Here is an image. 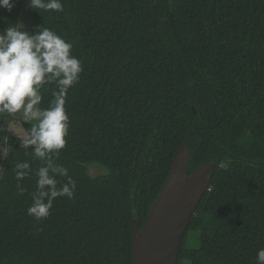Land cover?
<instances>
[{
  "label": "trees",
  "instance_id": "obj_1",
  "mask_svg": "<svg viewBox=\"0 0 264 264\" xmlns=\"http://www.w3.org/2000/svg\"><path fill=\"white\" fill-rule=\"evenodd\" d=\"M21 2L11 12L0 8V28L16 24ZM61 2L63 12L28 7L27 32L52 29L82 62L66 96L67 143L54 156L68 169L56 176L57 187L71 177L75 189L71 199L53 200L47 218L29 215L42 164L20 146L23 137L9 135L0 157V264H131L132 220L142 227L184 139L192 152L187 174L210 161L215 170L177 264H257L264 248V0ZM55 90L42 88L40 107ZM24 161L32 171L17 181L15 165ZM93 163L107 172L91 175ZM188 231H196V247L184 244Z\"/></svg>",
  "mask_w": 264,
  "mask_h": 264
},
{
  "label": "clouds",
  "instance_id": "obj_2",
  "mask_svg": "<svg viewBox=\"0 0 264 264\" xmlns=\"http://www.w3.org/2000/svg\"><path fill=\"white\" fill-rule=\"evenodd\" d=\"M31 9L45 12H63L61 0H28ZM15 0H0V8L11 12ZM40 14V13H39ZM23 22L10 25L0 32V115L19 114L24 123H31L25 131L21 145L31 148L34 160L42 164L36 172V191L33 203L27 209L37 219L47 218L53 200L60 196L72 198L75 181L68 177L67 183L57 187L56 176H68V169L55 162L54 156L67 143L69 116L65 103L69 89L78 83L83 71L82 62L72 55V45L50 28L34 30L29 35ZM55 84L54 99L46 108L40 107L42 88ZM11 129L0 128V132ZM6 140V138H5ZM0 157L7 152L0 150ZM31 163L15 165V178L20 181L29 176ZM17 187L21 194L25 191ZM257 264H264V248L257 251Z\"/></svg>",
  "mask_w": 264,
  "mask_h": 264
},
{
  "label": "water",
  "instance_id": "obj_3",
  "mask_svg": "<svg viewBox=\"0 0 264 264\" xmlns=\"http://www.w3.org/2000/svg\"><path fill=\"white\" fill-rule=\"evenodd\" d=\"M191 155L184 139L142 227L138 219L132 220L131 264H177L181 239L215 170V162L210 161L187 174Z\"/></svg>",
  "mask_w": 264,
  "mask_h": 264
},
{
  "label": "rangeland",
  "instance_id": "obj_4",
  "mask_svg": "<svg viewBox=\"0 0 264 264\" xmlns=\"http://www.w3.org/2000/svg\"><path fill=\"white\" fill-rule=\"evenodd\" d=\"M21 3L22 4H21V7L19 8L16 23L23 22V24L25 25L24 30L27 31L30 26V22H31V16L28 12V7H29L28 0H22ZM10 25L11 24H7L4 27L2 26L0 28V32H2L3 29L7 28ZM0 128L11 129V131L0 132V150L6 151V152H8L9 150V147L6 143L7 137L9 135H16V136L23 137L25 134V130L22 126V119L19 114H15V115L6 114L4 123L2 126H0ZM4 160H5V157H2L1 161L3 162ZM87 171L91 175H97V174L106 173L107 169L103 166L93 163V164L87 165ZM196 235H197L196 231H188L186 234L185 240H184V244L188 247H196L197 242H198Z\"/></svg>",
  "mask_w": 264,
  "mask_h": 264
}]
</instances>
